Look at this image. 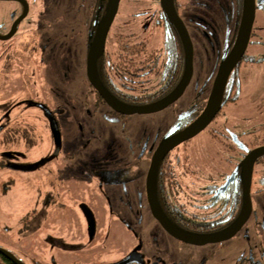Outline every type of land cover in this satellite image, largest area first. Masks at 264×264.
I'll return each mask as SVG.
<instances>
[{
    "label": "flooded vegetation",
    "instance_id": "obj_1",
    "mask_svg": "<svg viewBox=\"0 0 264 264\" xmlns=\"http://www.w3.org/2000/svg\"><path fill=\"white\" fill-rule=\"evenodd\" d=\"M1 1H10L7 6L0 7V86L4 88L0 90V147L4 149L2 154L0 153V157L3 156L2 162H0L2 168L6 165H16L18 158L22 156L17 151V148H13L15 144L23 139L32 141L33 132L29 135L27 129L31 131L34 129L23 122H11L9 120V113L12 110V105H15L18 101L20 102L21 98H24L31 104L35 103L33 99L37 97L35 95L38 90L37 82H47L49 90L47 89L46 91L49 93L51 101L50 104H45L41 98L40 103L44 105H37L35 110L38 111L42 122L48 127L50 134L55 135L61 130L62 121L59 120L57 115L60 114L62 108L59 105H52V102L54 98L58 99L57 97H61L62 95L65 97L67 91L69 92V90L62 89L57 85L56 88L55 82H63L65 84L73 78L72 86L74 89L72 92L75 96L78 94L81 100L78 109H81V107L85 109L87 107L90 109H100L102 107L103 114L113 121L115 118L122 119L134 114H164L166 119L173 111L170 112L169 107L182 98L191 81L192 75L183 92L174 101L160 110L132 114L118 112L104 101L86 77L88 47L97 22L104 13L106 0ZM205 1L185 0L181 4L179 0H173L176 13L182 20L192 44V74L194 44H196L195 40L198 39L200 29L197 25L198 23L202 25L201 33L202 35H206L209 33L208 30H211L210 26L213 21L211 13L205 10L206 6L203 4ZM260 5L257 4L256 7L259 8L261 7ZM236 9L234 37L240 18L237 5ZM117 10L115 15L117 14ZM202 11H204L203 14L201 13ZM159 17L161 20V22L157 20L159 27L152 33L157 31L161 33L162 44L151 47L148 40L146 44L151 49L163 47L166 50V59L161 64V70L157 79V82L161 81V84L154 91H148L147 94L141 96L125 93L120 88V85L116 84L108 68L111 65L117 71L120 78H124L125 81H131L139 74V70L135 68L136 59H134V56L141 54L145 49V45L142 42H130L119 33L116 37L114 48L117 61L110 64L106 51V37L108 36L112 22L109 25L103 50L96 60V72L98 78L108 91L126 104L142 105L156 101L170 93L181 79L184 69V48L181 36L165 14L161 4ZM205 27H207V31L204 30L206 29ZM8 33L9 36L7 38H1ZM234 37L231 39L232 42ZM231 41L221 53L219 63L223 55L229 50L232 44ZM258 57L264 58V56ZM252 58L256 57L244 52L240 61L256 64L264 62V59L258 62L248 60ZM239 69L240 67H238L237 88L233 89L229 85V74L222 92L220 107L212 120L201 131L169 149L156 165L153 185L159 208L165 218L183 232L193 234L215 233L234 222L242 210L244 201V181L246 176V160L244 159L251 149L264 146V137H261L260 132L258 134L256 132L247 135L245 128L237 124L230 126L227 123L223 127L226 118L224 122L219 123L220 125L215 123V126L209 127L217 114L222 111V108L230 104H236L239 101L242 88L244 87L241 84ZM22 87L23 89H21ZM24 87L26 88L25 90ZM14 94L15 96L12 97ZM223 98H226L224 103H222ZM206 99L207 96L201 106L194 103L189 112H179L177 117L171 120L169 126L163 125V129L157 139L153 144L150 142L151 146L147 152L146 147L143 149V153L146 152L145 156L148 160L144 175L134 176L133 174L132 176H124L123 178H127L125 179L126 185L119 189L118 193L112 192L111 189L114 188L119 179L113 178L111 176V169L107 167L114 160L112 155L108 153L100 154L101 156H98L102 158L100 162L88 166L89 170L97 168L99 172V177L96 176V183L98 184V190L102 191L103 197L107 200V209H109L106 217L104 205L101 210H96L95 208L102 207V202L100 197L94 198V195L92 201L83 200V202L78 203L80 211H82L87 225H89L88 230L90 232L88 233L91 234L90 240L94 238L95 225L98 220L101 226L107 224L105 220L108 221V230L103 231L105 234L101 236L102 239H107L113 233L111 230V228H115L112 227L113 225L118 228L127 227L130 229L129 232L133 237L139 238L137 245L126 251L120 260L112 261L111 264H130L132 262L157 264V261L163 262V264H185L187 261L181 259L178 253L176 255L172 254L171 240L191 246L212 245V249L208 250L207 256L196 262L197 264H205L210 259L213 260L217 256V253L224 248L225 242L233 236L237 235L240 238H247V221L253 210L252 187L254 194L264 191V153L258 154L251 166L248 186L251 202L250 214L240 228L228 238L204 244L184 242L169 234L153 216L150 209V201L147 195V190H150V181L147 180V172L150 167L153 151L164 138L180 131L194 120L202 110ZM3 106L7 107L6 110L1 108ZM72 108L74 110L77 109L76 106ZM70 109V106L66 108L63 106L64 114H69ZM63 119L66 120V117L64 116ZM63 125L67 127L68 124L65 122ZM221 126L225 132L218 133ZM227 127L228 129H226ZM200 133H202L201 136H197ZM104 141L102 142L103 144H105ZM57 149L54 148L52 155H50L52 157L50 164H52V160L57 155ZM209 160L212 162V168H209ZM55 167L56 165L52 169H49L48 175L51 189L47 191L45 202H43L50 209H55V207L65 208L63 200L65 191L63 189L62 193L58 192L61 187L59 186L60 184L64 185L65 182H68L72 189L80 191L82 187L84 189L83 185L84 181H86L83 180L82 177L84 176H82V173L78 169L66 173L60 179L55 174ZM94 171L96 174V170ZM133 180L137 181L135 186L132 184ZM120 181L123 182V179ZM129 182L133 190H131V195L136 191L135 195L138 197L135 206L134 201L130 198L129 190H127ZM57 184L59 185L57 186ZM95 210L99 215L98 218L96 217ZM115 212L118 213V218H109L110 214L112 215ZM88 216H91L92 226H90ZM113 222L117 223L114 224ZM251 222H253L254 226L257 221L253 219ZM255 231L253 229V232ZM66 237L68 241L64 244L66 246L65 251L75 255L80 254L81 257H84L85 254L81 250L86 249V245L85 243L83 244L80 233L76 229H73L66 233ZM58 238L61 237L58 236ZM244 239L241 240L244 242ZM142 243H144V246L141 250ZM240 247L241 245H236V248ZM254 249L257 248L252 244L251 251L241 252L238 255L234 254L232 257L233 263L231 264H264L261 261L260 250L254 251ZM167 254H169L168 257ZM131 255H134V257L138 256L139 261L133 259L126 262L127 258ZM222 264H230V262L224 261Z\"/></svg>",
    "mask_w": 264,
    "mask_h": 264
},
{
    "label": "rangeland",
    "instance_id": "obj_2",
    "mask_svg": "<svg viewBox=\"0 0 264 264\" xmlns=\"http://www.w3.org/2000/svg\"><path fill=\"white\" fill-rule=\"evenodd\" d=\"M179 1L182 4L185 0ZM8 2L10 1L0 0V7L7 6ZM258 3L261 4V7L255 9V19L245 51L246 54H251L254 57L264 56V0H256V4ZM203 4L206 6L205 10L210 12L213 18L211 30H208L209 33L206 35H202V25L198 23L197 26L200 29L198 39L194 44L192 78L182 98L169 107L170 112L173 111L166 119L164 114H134L111 121L108 116L103 114L102 107L100 109L88 107L78 109L81 100L78 94L76 97L72 92L74 89L72 77V80L65 84L63 82L54 83L55 87L57 85L62 89L69 90L65 97L62 95L57 97L58 99L54 98L52 102V105H59L62 108L60 114L57 115L62 121L61 130L55 135L50 134L48 127L42 122L38 111L35 110L37 105H44L40 103L41 98L45 104H50L51 98L46 91L49 90L47 82H37L38 90L35 94L37 97L34 96L36 99H33L35 103L31 104L20 97L22 100L20 99V102L12 105L9 120L17 123L23 122L34 130L27 129L29 135L33 132L32 141L23 139L13 147L17 148V151L22 155L17 160L19 164L6 165L3 168L0 166L1 247L11 251L26 264H106L108 262L111 264L112 261L120 260L126 251L138 244L139 238L133 237L129 232L130 229L127 227L118 228L114 225L112 227L115 228H111L113 233L107 239H102L101 236L105 234L103 231L108 230L107 220H105L107 224L103 226L99 220L97 221L94 238L90 240L89 225H87L78 203L83 200L92 201L94 195V198L100 197L102 202V207L95 208L96 210H101L104 205L106 217L109 209H107V200L103 197L102 191L98 190L96 183V176L99 172L97 168L89 170L88 166L100 162L102 158L98 156L104 153L112 155L114 160L107 167L111 169V176L119 179L111 189L112 192L118 193L119 189L126 185L125 179L127 178H123L124 176L144 175L148 162L145 153L151 146L150 142L153 144L161 133L163 125L169 126L171 120L177 117L179 112H189L194 103L203 105L219 65V57L234 37L237 10L234 0H206ZM159 13V0L119 1L117 14L106 37V51L110 64L117 61L114 48L119 33L130 42H142L145 45L144 51L134 56L137 61H135V68L139 70V74L131 81L120 78L111 65L108 68L116 84L120 85V88L127 94L141 96L147 94L148 91H154L161 84V81L157 82V79L161 64L166 59V50L163 47L151 49L146 44L147 40L151 47L162 44L161 33L159 31L152 33L159 27V22H157L160 20ZM201 13L203 14L204 11ZM205 28L204 30L207 31V27ZM239 76L241 84L244 86L239 101L222 108L209 127L215 126V123L224 122L226 118L223 127L227 123L230 126L237 124L245 128L247 135L260 132L261 137H264V62L259 64L243 62L239 69ZM2 89L4 88L0 86V90ZM14 96L15 94L12 95V97ZM63 106L71 107L69 114H64ZM75 106L77 109L74 110L72 107ZM1 108L6 110L7 107ZM64 116L66 120L63 119ZM65 122L68 124L67 127L63 125ZM223 127L221 126L218 133L225 132ZM201 134L197 136H201ZM103 141L105 144L102 143ZM144 147H146L145 153H143ZM54 148H58L57 155L50 164L52 158L50 155ZM3 151L4 149L0 147L1 154ZM96 154L97 156H95ZM2 157H0V162H2ZM55 165L57 167V169L55 167V174L60 179L66 173L78 169L84 176L83 180L86 181H84V189L82 187L80 191L72 189L68 182H65L64 185L57 184V186H61L58 190L59 193H62L63 189L65 191L63 194L65 208L50 209L43 202H45L47 191L51 189L49 169ZM209 168H212L210 160ZM94 170H96V174ZM122 179L123 182L120 181ZM132 184L135 186L137 181L133 180ZM127 190H129L130 198L134 201L135 206L138 197L135 195L136 191L131 195L130 182ZM252 200L253 210L247 221L246 241L237 235L233 236L225 242L224 248L217 253V256L205 264H222L224 261L231 264L234 254L251 251L252 244L257 248L254 251L260 250L261 261L264 262V191L254 194L252 187ZM113 208L115 207L113 206ZM109 218H118V213L110 214ZM253 219L257 221L254 226L251 222ZM73 229L80 233L82 242L86 245V249L81 250L85 254L84 257L65 251L64 244L68 241L66 233ZM253 229L256 231L253 232ZM251 232L252 234H250ZM241 239H244V242ZM170 243L173 248L172 254L178 253L181 259L187 261L185 264H197L196 262L207 256L208 250L212 249L210 244L191 246L175 240H171ZM236 245H241V247L236 248ZM143 246L144 243H142L141 250ZM158 263L163 264V262L157 261ZM0 264H5L1 257ZM130 264L139 263L132 262Z\"/></svg>",
    "mask_w": 264,
    "mask_h": 264
},
{
    "label": "water",
    "instance_id": "obj_3",
    "mask_svg": "<svg viewBox=\"0 0 264 264\" xmlns=\"http://www.w3.org/2000/svg\"><path fill=\"white\" fill-rule=\"evenodd\" d=\"M160 4L167 15V17L174 24L175 28L179 32L184 48V69L179 80L178 84L175 88L168 93L166 96L153 101L148 104L142 105H131L126 104L116 97H114L108 89L102 84L100 79L97 76L96 72V60L98 56L101 54L105 37L109 28V25L112 22V19L116 13L119 0H106L105 10L97 22L93 37L90 41L87 56H86V77L92 87L100 94V96L104 99V101L114 110L124 113V114H132V113H146V112H154L160 110L174 101L184 90L187 83L189 82L192 75V44L190 42V38L188 36L187 30L177 15L173 0H159ZM255 9H256V0H242L240 18L237 25L235 37L233 42L225 53L216 69L214 74L211 87L209 93L207 95L206 102L198 114V116L192 120L188 125H186L180 131L164 138L161 142L158 143L155 150L152 153L150 167L147 172V180L150 181V190H147V195L149 198L150 209L153 216L160 222V224L166 229V231L173 235L174 237L192 244H204L207 242L219 241L225 238H228L234 234V232L240 228V226L244 223V221L248 218L251 211V202L249 196V182H250V173L251 166L258 154L264 153V146L255 147L251 149L246 155V176L244 181V201L242 210L239 216L234 220L226 228L221 231L215 233L208 234H193L183 232L173 226L161 212L158 202L155 196V190L153 185L155 168L160 160V158L165 155V153L179 144L180 142L192 137L199 131H201L214 117L216 112L220 107V100L222 97V92L226 83V80L233 70V68L240 61L242 55L246 51V47L249 41L250 32L252 28V24L255 17ZM9 36V33L2 36V39H5ZM149 186V185H148ZM90 226H92L91 216H88ZM0 255L5 259L9 260L13 264H26L21 261L18 257H16L11 251L7 250L4 247L0 246ZM135 259L139 261L138 256L134 257L131 255L127 258L126 262Z\"/></svg>",
    "mask_w": 264,
    "mask_h": 264
},
{
    "label": "trees",
    "instance_id": "obj_4",
    "mask_svg": "<svg viewBox=\"0 0 264 264\" xmlns=\"http://www.w3.org/2000/svg\"><path fill=\"white\" fill-rule=\"evenodd\" d=\"M235 2H236V5H237V7H238V10H239V13H240V10H241V5H242V0H234ZM258 4H260V3H258ZM256 6H257V4H256ZM244 58V57H243ZM242 58V59H243ZM241 59V60H242ZM261 59H264V58H261V57H256V58H252V59H248L249 61H251V62H258L259 60H261ZM244 61H240V62H238L237 63V65L235 66V68L232 70V72L230 73V76H229V85L230 86H232L233 87V89L234 88H237V85H238V67H240L241 66V64L243 63ZM226 98H223V101H222V103H224V101H226L225 100ZM0 257H1V259L3 260V262L5 263V264H13V263H11L9 260H7V259H5L3 256H1L0 255Z\"/></svg>",
    "mask_w": 264,
    "mask_h": 264
}]
</instances>
